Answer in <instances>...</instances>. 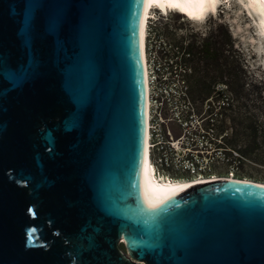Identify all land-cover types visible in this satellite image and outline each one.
<instances>
[{"label": "water", "instance_id": "1", "mask_svg": "<svg viewBox=\"0 0 264 264\" xmlns=\"http://www.w3.org/2000/svg\"><path fill=\"white\" fill-rule=\"evenodd\" d=\"M142 4L0 0V264H264V185L132 199Z\"/></svg>", "mask_w": 264, "mask_h": 264}, {"label": "rangeland", "instance_id": "2", "mask_svg": "<svg viewBox=\"0 0 264 264\" xmlns=\"http://www.w3.org/2000/svg\"><path fill=\"white\" fill-rule=\"evenodd\" d=\"M235 1L229 0L226 9L219 6L218 16L211 15L203 29L174 12L150 21V36L156 33L162 37L171 46L167 45L171 51L167 55L192 70L189 77L188 70L181 74L200 81L198 90L190 95L194 109L204 124L223 135L222 144L227 149L211 172H232L236 178L264 182V39L256 33L252 17ZM224 10L230 12L225 14ZM234 54L240 61L236 83L231 63ZM119 247L125 250L122 243Z\"/></svg>", "mask_w": 264, "mask_h": 264}, {"label": "built area", "instance_id": "3", "mask_svg": "<svg viewBox=\"0 0 264 264\" xmlns=\"http://www.w3.org/2000/svg\"><path fill=\"white\" fill-rule=\"evenodd\" d=\"M150 29L149 25L144 62L145 149L150 164L154 173L166 180L211 174L227 151L223 135L218 136L215 128L204 124L195 111L181 74L188 67L174 62L167 55L170 44L156 33L151 37Z\"/></svg>", "mask_w": 264, "mask_h": 264}, {"label": "bare ground", "instance_id": "4", "mask_svg": "<svg viewBox=\"0 0 264 264\" xmlns=\"http://www.w3.org/2000/svg\"><path fill=\"white\" fill-rule=\"evenodd\" d=\"M221 1L222 0H143L138 25V43L143 67L146 60V44L150 18H154V20H162L170 16V14H172V10L177 9L183 12L182 14L188 18L187 21L192 23L197 29H203L211 20V15L216 17L218 16L217 12L220 8L218 5ZM236 1V5L244 12L246 10L248 13L247 15L252 17L251 19L254 23L256 33L264 39V0ZM227 3H229V0L226 1V8ZM224 7L223 9H226ZM223 12L227 14L230 11L224 10ZM253 15H255V17H253ZM146 151L147 149H145L144 152L139 176L133 185L132 199L157 201L189 186L206 182L241 180L239 182L246 181L252 184L264 185V182H259L251 178H236V176L231 174L232 172H228L227 174H200L187 180H166L154 173Z\"/></svg>", "mask_w": 264, "mask_h": 264}, {"label": "flooded vegetation", "instance_id": "5", "mask_svg": "<svg viewBox=\"0 0 264 264\" xmlns=\"http://www.w3.org/2000/svg\"><path fill=\"white\" fill-rule=\"evenodd\" d=\"M188 77L189 76H191V74H192V70H191V68L190 67H188ZM215 76H216V74H215ZM184 77H185V75H184ZM186 79H184V85H185V90H186V92H187V94L190 96L191 94H192V92L194 91V90H198V88H199V86H200V81H198V80H193V79H187V76L185 77ZM193 81V82H192ZM203 89L204 90H206L207 92H208V85H205V86H203ZM206 92V93H207ZM215 94H216V92H215ZM207 95H208V93H207ZM206 95V96H207ZM215 114H217V113H215ZM227 136H228V133H227ZM228 142H229V144H231L232 143V139H231V137L230 138H228Z\"/></svg>", "mask_w": 264, "mask_h": 264}, {"label": "trees", "instance_id": "6", "mask_svg": "<svg viewBox=\"0 0 264 264\" xmlns=\"http://www.w3.org/2000/svg\"><path fill=\"white\" fill-rule=\"evenodd\" d=\"M206 49H207V51H210V49H212V48H211L210 45H207V46H206ZM231 63H232L233 70H234V72H235V80H234V81H235V83H236V81H237L236 70L240 67V61H239V59H238V57H237L236 54H234ZM231 76H232V73H231ZM236 177H237V176H236ZM259 182H260V181H259Z\"/></svg>", "mask_w": 264, "mask_h": 264}, {"label": "snow or ice", "instance_id": "7", "mask_svg": "<svg viewBox=\"0 0 264 264\" xmlns=\"http://www.w3.org/2000/svg\"><path fill=\"white\" fill-rule=\"evenodd\" d=\"M149 207L150 208H156V207H158V205H154V204L149 203Z\"/></svg>", "mask_w": 264, "mask_h": 264}]
</instances>
